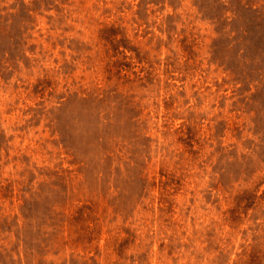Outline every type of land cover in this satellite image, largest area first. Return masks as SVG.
I'll list each match as a JSON object with an SVG mask.
<instances>
[{
    "label": "rangeland",
    "instance_id": "obj_1",
    "mask_svg": "<svg viewBox=\"0 0 264 264\" xmlns=\"http://www.w3.org/2000/svg\"><path fill=\"white\" fill-rule=\"evenodd\" d=\"M0 264H264V0H0Z\"/></svg>",
    "mask_w": 264,
    "mask_h": 264
}]
</instances>
